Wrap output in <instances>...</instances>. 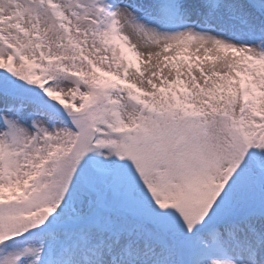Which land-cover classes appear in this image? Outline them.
<instances>
[{
	"label": "snow or ice",
	"instance_id": "snow-or-ice-1",
	"mask_svg": "<svg viewBox=\"0 0 264 264\" xmlns=\"http://www.w3.org/2000/svg\"><path fill=\"white\" fill-rule=\"evenodd\" d=\"M0 264H264V0H0Z\"/></svg>",
	"mask_w": 264,
	"mask_h": 264
},
{
	"label": "rangeland",
	"instance_id": "rangeland-1",
	"mask_svg": "<svg viewBox=\"0 0 264 264\" xmlns=\"http://www.w3.org/2000/svg\"><path fill=\"white\" fill-rule=\"evenodd\" d=\"M143 70V69H142Z\"/></svg>",
	"mask_w": 264,
	"mask_h": 264
}]
</instances>
